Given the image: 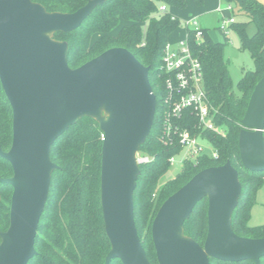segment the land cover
<instances>
[{
  "label": "water",
  "instance_id": "obj_1",
  "mask_svg": "<svg viewBox=\"0 0 264 264\" xmlns=\"http://www.w3.org/2000/svg\"><path fill=\"white\" fill-rule=\"evenodd\" d=\"M106 0H90L74 13L48 12L32 0H0V80L13 110V141L0 157L14 175L1 179L13 194L10 226L0 232V264H29L46 208L55 143L80 119L96 120L105 135L101 203L111 243L106 263L153 264L135 222L134 193L141 175L137 155L154 125L157 96L150 67L125 48H112L72 69L69 46L57 32L77 30ZM240 157L244 167L264 172V76L256 85L241 122ZM242 185L228 162L195 175L159 209L152 238L158 264H211L252 261L261 264L264 238L237 235L233 213ZM209 201L204 246L185 234L199 202Z\"/></svg>",
  "mask_w": 264,
  "mask_h": 264
},
{
  "label": "trees",
  "instance_id": "obj_2",
  "mask_svg": "<svg viewBox=\"0 0 264 264\" xmlns=\"http://www.w3.org/2000/svg\"><path fill=\"white\" fill-rule=\"evenodd\" d=\"M48 12L74 13L90 0H32ZM189 0H106L80 28L70 33L57 32L56 40L68 44V63L77 69L112 48H125L145 67L157 96V112L151 133L140 149L150 162L141 165V175L134 193L135 222L149 260L158 264L152 238V224L161 206L195 175L203 170L230 162L238 171L242 185L239 204L233 213V229L241 237L264 238V224L250 225L252 211L264 187V172L244 167L239 139L256 85L264 76V4L258 0H223L249 21L256 23L257 33L248 38L245 23H233L241 36V45L254 61V70L244 73L237 89L229 75L224 58V45L215 42L207 30L198 41L193 32L189 43L201 61L205 88L215 110V122L225 133L208 132L207 137L219 152L218 158L202 156L186 161L173 179L160 182L171 168L169 160L181 153L179 144H165L163 98L165 73L163 55L170 34L179 26L173 15L161 13L160 7H185ZM202 5L205 0H192ZM125 26L117 30L120 22ZM99 123L84 117L58 139L52 150V161L59 167L51 180L49 199L40 220L36 239L37 255L29 264H105L111 251L106 234L101 203V170L104 140ZM13 141V110L0 80V149L7 152ZM13 167L0 157V178L13 177ZM13 188L0 182V232L10 226ZM209 201L203 199L185 222V234L204 246L209 229ZM1 244V238H0ZM110 264H123L114 259ZM211 264H254L252 261ZM264 264V257L261 259Z\"/></svg>",
  "mask_w": 264,
  "mask_h": 264
},
{
  "label": "built area",
  "instance_id": "obj_3",
  "mask_svg": "<svg viewBox=\"0 0 264 264\" xmlns=\"http://www.w3.org/2000/svg\"><path fill=\"white\" fill-rule=\"evenodd\" d=\"M228 9L233 12L231 6ZM160 11L168 13V6L162 5ZM173 19H175L174 16ZM235 22L232 16L226 20L224 27L221 28L225 36L228 34L226 29ZM185 28L186 38L176 49L169 44L166 46L162 66L166 75L162 141L165 144L177 143L181 146V153L185 152L183 164L186 161H195L202 156L218 158L219 152L207 137V133L215 131L225 133L224 129L215 122V110L205 88L203 66L194 55L189 43L190 32L194 33L198 41L202 40L203 28L196 18L186 22ZM102 139H105V135ZM201 141L210 145L209 152ZM177 156L169 160L172 166L176 163ZM137 159L140 166L150 162L149 157L141 156L140 153Z\"/></svg>",
  "mask_w": 264,
  "mask_h": 264
},
{
  "label": "rangeland",
  "instance_id": "obj_4",
  "mask_svg": "<svg viewBox=\"0 0 264 264\" xmlns=\"http://www.w3.org/2000/svg\"><path fill=\"white\" fill-rule=\"evenodd\" d=\"M258 1L264 4V0ZM228 7V4L223 0H205L202 5H198L194 1L189 0L185 7L169 6V13L178 19L179 26L170 34L168 44L176 49L179 43L186 38L185 23L196 18L200 26L208 31L213 41L225 46V62L234 87L237 89L244 73L254 70V61L250 53L242 48L241 36L237 28L232 26L226 29L228 32L227 36H225L221 28L224 27L226 20L232 16L237 24L240 22L245 23V30L248 38H253L257 33V25L256 23L249 21L243 15H238L237 9H234L233 13ZM123 26H125V22L121 21L115 34H117ZM203 145L209 152L210 145L206 142H203ZM184 156L185 152L176 157V163L171 166L164 175L160 185L175 178L181 172ZM257 201L258 203L252 211L250 221V225L252 226L264 224V187L259 191Z\"/></svg>",
  "mask_w": 264,
  "mask_h": 264
}]
</instances>
